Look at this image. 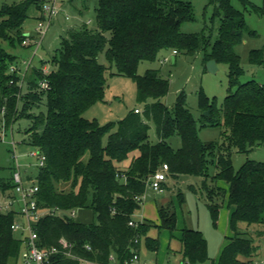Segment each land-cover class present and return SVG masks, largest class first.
Segmentation results:
<instances>
[{"label": "trees", "instance_id": "obj_1", "mask_svg": "<svg viewBox=\"0 0 264 264\" xmlns=\"http://www.w3.org/2000/svg\"><path fill=\"white\" fill-rule=\"evenodd\" d=\"M240 1L246 9L264 15V5ZM215 2V15L222 17L218 38L213 42L212 34L204 31H181L182 23L193 19L192 5L183 0H98V28L86 24L70 29L49 59L54 65L50 73L44 74L43 65L33 66L23 85L21 76L10 71L11 65L18 63L17 56L4 47V42L26 46L23 26L31 6L40 8V2L23 0L0 7V110L7 124L21 117L31 119L24 142L38 147L47 157L44 166L27 176L37 180L39 207L49 212L35 225L38 244L43 249H57L46 264H82V260L112 264L111 256L116 264H127L135 251L140 252L143 236L148 248L158 252L159 238L148 234L152 227L166 229L172 238H179L184 263L207 262L210 256L203 232L187 226L179 228L173 205L158 208L159 224L134 219L143 203L138 197L146 193L152 176L164 163L169 165L170 177H204L202 186L207 191L215 226L226 202L233 207V234L218 263L256 264L259 245L241 228L243 223L248 227L264 223V162L248 160L235 170L232 153L264 145V84L255 79L241 82L245 71L235 49L245 33H257L247 28L244 12L235 8L232 0ZM163 50L202 53L205 63L215 59L218 64H228L230 88L222 107L201 93L200 109L208 114L197 119L188 107L184 90L173 106H168L164 98L170 81L160 74V69L138 73L141 62L155 60ZM102 52L115 65L114 74L136 82L138 100L145 103L142 113H137L136 107L118 122L103 125L97 119L84 117L105 97L106 72L111 67L99 61ZM249 60L264 64L263 51L250 50ZM43 79L48 81V88L40 86ZM151 121L156 127L157 142L149 139ZM200 124L223 126L222 140L204 142L199 135ZM175 135L182 142L178 149L168 141ZM132 154L129 166L121 168L119 163ZM210 162L217 168L212 176L213 187L207 182ZM0 184L4 190L11 187L3 180ZM216 196H223L224 202H216ZM84 207L92 208L95 222H79L68 214H56L58 210ZM16 214L15 210H0V264H20L25 241L12 229ZM131 220L137 225H130ZM63 240L70 246L64 247Z\"/></svg>", "mask_w": 264, "mask_h": 264}, {"label": "rangeland", "instance_id": "obj_2", "mask_svg": "<svg viewBox=\"0 0 264 264\" xmlns=\"http://www.w3.org/2000/svg\"><path fill=\"white\" fill-rule=\"evenodd\" d=\"M23 0H0V7L4 3H17ZM40 2V8L34 4L29 10V18L23 26L24 34L36 39H41V34L37 30L40 20H46L49 15L43 11V5L53 4L55 0H37ZM192 5L193 19L185 21L181 25V31L186 33H195L204 31L207 35L212 34V41L218 38V28L221 24V15H215V0H183ZM252 3L263 6L264 0H249ZM235 8L242 10L245 15L246 25L249 30L256 31V35L250 36L245 33L242 43L236 46V52L241 56V65L245 73L241 77V82L255 79L264 84V64H253L249 60V53L252 49H261L264 54V15L246 9L240 0H232ZM98 0H56L57 14L54 16L51 25L46 31L41 45L37 48V42L22 46L19 43L10 45L4 42V47L17 56L18 65L22 72L25 71L24 61L31 60L33 66H42L44 69L51 70L54 65L49 59L56 53L61 46L62 37L66 36L72 25H84L87 23L89 28H98L96 16V8ZM37 48V51L35 52ZM174 55L170 50H163L155 60H146L140 63L138 68L139 74H145L149 68L160 69V74L169 79L170 89L168 95L164 98L165 103L172 107L177 96L181 91H185L187 95V103L193 115L200 119L203 112L200 109V95L203 93L210 102H215L218 108H221L225 97L229 93V72L228 64H218L216 72H210L207 63L203 60V54L188 55L186 53H178L177 63L161 62L165 57ZM99 61L108 67L106 72L108 85L105 90L104 100L94 104L84 114V117L93 120L97 119L100 124L108 122H118L124 118L131 110L136 107L143 108L145 103L139 102L137 96L136 82L127 76L114 74L116 68L106 57L105 52L100 53ZM234 90V89H233ZM153 99H149L152 102ZM46 110V105L42 106ZM208 112V111H207ZM32 120L27 117H21L16 121L7 124L5 115L0 110V181L3 180L11 184V187L4 190L0 184V210L7 211V204L17 199L15 189L13 187V172L17 165L22 170L23 176L33 175L39 167V158L32 155L33 147L24 142L27 138V130L31 127ZM151 129L149 131V139L152 142L159 141L156 127L153 121L150 122ZM116 130V127L113 131ZM112 131V132H113ZM224 127L205 126L201 127L199 135L204 142L221 141ZM108 140L105 136L104 142ZM174 149L181 147V138L175 135L168 139ZM17 154V163L14 159V152ZM133 154L128 159L119 163L121 168H127L131 163ZM248 160L264 162V145L254 147L249 152H238L233 150L232 161L235 170H239ZM217 172L216 166L210 162L208 164L207 179L209 187L215 186L212 176ZM204 177L198 175L182 174L178 178L168 177L166 182L169 188L164 192H153L151 189L147 192L146 198L142 203L141 209L134 213L136 221L149 220L156 224L160 223L158 208L170 204L173 205L177 212L178 223L180 226H187L201 230L208 241V253L210 259L201 264H218L219 256L223 243L232 235L230 228L229 206L226 202L221 209V217L218 226L214 225L210 209L208 206L207 191L203 188ZM223 183V182H222ZM192 185L194 188H192ZM157 193V194H156ZM160 193V194H158ZM181 193V195H180ZM16 195V197H14ZM223 196H216L215 201L223 203ZM173 203V204H172ZM20 201L16 200L11 209L18 210ZM224 210V211H223ZM75 220L84 223H92L97 220L92 208H76ZM72 211H56L57 215L68 214L71 216ZM227 213V214H226ZM43 214H47L46 211ZM19 222L23 224L24 219L20 216ZM242 230L247 231L250 236L255 239L259 245L258 255L256 256V264H264V223L256 224L248 227L242 224ZM20 236L21 232H15ZM27 233V232H26ZM152 237H158L160 247L158 252L150 250L146 243V238H141L140 255L143 260L155 264V260L160 261L159 255H167L175 251L171 255L168 262L164 264H183V253L181 251V242L178 237H171L168 230L152 227L148 233ZM158 253V255H157ZM143 256V257H142ZM158 258V259H157ZM160 258V259H159ZM163 258V257H162ZM162 260V259H161ZM112 264H116L112 260ZM189 264V263H184Z\"/></svg>", "mask_w": 264, "mask_h": 264}, {"label": "built area", "instance_id": "obj_3", "mask_svg": "<svg viewBox=\"0 0 264 264\" xmlns=\"http://www.w3.org/2000/svg\"><path fill=\"white\" fill-rule=\"evenodd\" d=\"M43 11L49 15V18L46 20H40L37 26L38 32L41 34V39H36L31 36H27L23 43L25 45H29L33 43V40L37 42V48L41 45L42 40L46 34L47 29L52 23V20L54 16L57 14L58 10L56 7V0L53 4H47L45 3L43 5ZM37 48L35 52L37 51ZM179 52L177 50H173V54L177 55ZM172 56L165 57L161 62H170ZM25 65V71L22 72L20 66L17 64H12L10 67L11 72H16L21 76V85H23V80L25 79L26 74L30 70L33 65L31 64V60L24 61L23 63ZM51 70L44 69V74H49ZM40 86L43 88H48L49 84L46 79L41 80ZM137 113H142V109L140 107H137L135 109ZM32 155H35L39 158V167H42L45 165L47 161L46 155L41 152V150L38 147H33ZM14 159L17 163V154L16 151L14 152ZM169 165L167 163H164L161 168L152 176L148 186L152 188L156 192H163L165 190L164 183L168 181L169 177ZM124 178H126L125 175H122ZM13 182H14V189L17 195V199L12 200V202H9L7 204V211L8 210H14L11 209V205L16 200L20 201V207L18 210H15L17 214H19L23 219V224L19 222L18 220H15L12 224V229L14 232L20 231L22 232L21 238L25 241V248L23 249L21 253L20 258V264H46L49 255L52 252L57 251L56 248H52L51 250L43 249L38 244V233L36 231L35 225L38 222V220L44 216L43 212L46 211L47 214L49 213L47 210H43L39 207L38 202V191H39V185L37 183V180L35 178H29L26 176H23L22 170L17 165V167L14 168L13 172ZM14 195V197H16ZM145 194L138 197L139 200L144 201ZM46 215V214H45ZM76 215V211L73 210L71 212V216L74 217ZM130 225H137V223L133 220L129 222ZM27 232V233H26ZM64 243V247L70 246L66 241H62ZM70 254V253H68ZM111 259L114 260V257L111 256ZM12 264V263H11ZM82 264H97L94 261H86L82 260ZM127 264H150V262L143 260L141 258L140 252L135 251L133 257L128 261Z\"/></svg>", "mask_w": 264, "mask_h": 264}, {"label": "crops", "instance_id": "obj_4", "mask_svg": "<svg viewBox=\"0 0 264 264\" xmlns=\"http://www.w3.org/2000/svg\"><path fill=\"white\" fill-rule=\"evenodd\" d=\"M87 23H84V25H86ZM83 25H77V24H74V25H72V28H80V27H82ZM71 28V29H72ZM173 53V52H172ZM175 57H176V60H175V63H177V61H178V58H177V55H175ZM170 62H172V60L170 61ZM141 108V107H140ZM141 109H143V108H141ZM29 176V175H28ZM170 177V176H169ZM167 184V183H166ZM168 184H169V182H168ZM168 184H167V186H165V190H166V188H169V186H168ZM149 189H151L154 193L156 192V191H154L152 188H150L149 186H148V188H147V190H146V193H145V197H144V200H145V198H146V195H147V192L149 191ZM164 192V191H163ZM161 193V192H160ZM160 193H158V194H160ZM157 194V193H156ZM144 202V201H143ZM226 205V204H225ZM229 215H231V213H232V210H233V207H229ZM140 210V209H139ZM139 210H137V211H139ZM224 211V210H223ZM222 213V212H221ZM221 213H220V217H221ZM227 214V213H226ZM160 217V216H159ZM230 217V216H229ZM20 218V215L19 214H16V220H18ZM178 227L179 228H183V226H180L179 225V223H178ZM169 232V231H168ZM169 234H170V232H169ZM232 234H233V232H232ZM17 236V235H16ZM22 236V232H21V234H20V236H17V237H21ZM228 242V240H226L224 243H223V246H222V249H223V247H224V245L226 244ZM222 249H221V251H222ZM175 251H172V252H169L168 253V250H167V255L166 254H162V257L159 255V257L162 259H160V261L159 260H155L156 262H154L155 264H164V262H170V260H168V258L171 256V255H173V253H174ZM141 254V253H140ZM221 254V253H220ZM157 255H158V253H157ZM143 257V256H142ZM158 259V258H157ZM166 260H168V261H166ZM171 263V262H170ZM12 264H14V263H12ZM183 264H184V262H183ZM219 264V263H218Z\"/></svg>", "mask_w": 264, "mask_h": 264}, {"label": "water", "instance_id": "obj_5", "mask_svg": "<svg viewBox=\"0 0 264 264\" xmlns=\"http://www.w3.org/2000/svg\"><path fill=\"white\" fill-rule=\"evenodd\" d=\"M172 63H175L176 57L175 55H172L171 57ZM207 68L210 72H216L218 69V63L215 59H211L207 62ZM205 114H208V112L206 111Z\"/></svg>", "mask_w": 264, "mask_h": 264}]
</instances>
